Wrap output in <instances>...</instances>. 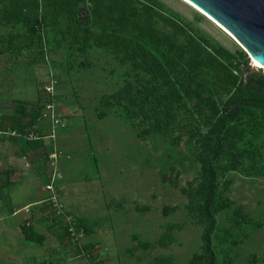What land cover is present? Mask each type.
<instances>
[{"label": "rangeland", "instance_id": "obj_1", "mask_svg": "<svg viewBox=\"0 0 264 264\" xmlns=\"http://www.w3.org/2000/svg\"><path fill=\"white\" fill-rule=\"evenodd\" d=\"M159 1L258 71L193 5ZM80 17L42 20L38 30L0 22V264H196L204 223L192 194L207 120L185 109L165 137L101 106L126 81L139 87L149 77L93 44L89 12ZM257 144L256 161L235 158L234 168L224 159L218 168L216 264H264V141ZM47 185L63 217L48 205Z\"/></svg>", "mask_w": 264, "mask_h": 264}, {"label": "trees", "instance_id": "obj_2", "mask_svg": "<svg viewBox=\"0 0 264 264\" xmlns=\"http://www.w3.org/2000/svg\"><path fill=\"white\" fill-rule=\"evenodd\" d=\"M86 3L89 9L80 7ZM82 10L89 12L96 29L91 42L112 51L134 73L149 77L139 87L126 81L117 92L103 96L101 106L120 108L133 128L146 124L165 137L179 130L185 109L207 120L198 135L200 180L192 200L204 223L202 255L196 264H216L215 215L224 208L218 168L224 159L237 168L235 158L256 161L259 156L257 143L264 141V74L251 71L242 53H231L159 0H0V22L23 21L28 29L38 30L42 20L50 18L78 24ZM25 237L42 242L35 234Z\"/></svg>", "mask_w": 264, "mask_h": 264}, {"label": "water", "instance_id": "obj_3", "mask_svg": "<svg viewBox=\"0 0 264 264\" xmlns=\"http://www.w3.org/2000/svg\"><path fill=\"white\" fill-rule=\"evenodd\" d=\"M186 1L227 31L264 68V0Z\"/></svg>", "mask_w": 264, "mask_h": 264}, {"label": "built area", "instance_id": "obj_4", "mask_svg": "<svg viewBox=\"0 0 264 264\" xmlns=\"http://www.w3.org/2000/svg\"><path fill=\"white\" fill-rule=\"evenodd\" d=\"M46 190L51 194V196L48 199L49 201L48 205L52 208V210L55 212V214L58 217H63V213H62L63 205L60 203L55 189L51 185H47ZM64 220L68 222L70 235L74 237L75 231L74 228L72 227V224H70V217H66Z\"/></svg>", "mask_w": 264, "mask_h": 264}, {"label": "bare ground", "instance_id": "obj_5", "mask_svg": "<svg viewBox=\"0 0 264 264\" xmlns=\"http://www.w3.org/2000/svg\"><path fill=\"white\" fill-rule=\"evenodd\" d=\"M186 1V0H185ZM189 3V2H188ZM251 60H253L252 58H251ZM253 62H255L256 64L255 65H257L258 63L255 61V60H253ZM258 67L259 68H261V70L263 71V73H264V68L263 67H261L259 64H258Z\"/></svg>", "mask_w": 264, "mask_h": 264}]
</instances>
